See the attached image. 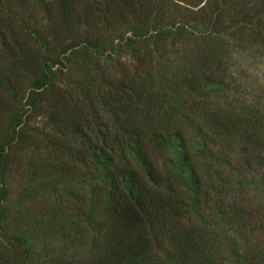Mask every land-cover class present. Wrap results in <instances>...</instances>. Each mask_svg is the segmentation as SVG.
Here are the masks:
<instances>
[{
	"label": "trees",
	"instance_id": "obj_1",
	"mask_svg": "<svg viewBox=\"0 0 264 264\" xmlns=\"http://www.w3.org/2000/svg\"><path fill=\"white\" fill-rule=\"evenodd\" d=\"M247 46L264 50V0H0V92L18 100L32 71L0 134V224L15 153L48 100L50 131L25 139L37 162L26 158L23 195L61 183L77 203L13 237L25 258L43 227L71 239L70 253L86 239L82 264H264V108L227 66ZM88 65L98 98L57 91V77Z\"/></svg>",
	"mask_w": 264,
	"mask_h": 264
},
{
	"label": "rangeland",
	"instance_id": "obj_2",
	"mask_svg": "<svg viewBox=\"0 0 264 264\" xmlns=\"http://www.w3.org/2000/svg\"><path fill=\"white\" fill-rule=\"evenodd\" d=\"M251 45V44H250ZM249 45V46H250ZM247 46L244 51L240 50V48H237L234 57L232 59H229L227 62V66L229 67V70H233L235 73H241L240 76H242L241 80L243 81L244 85V91L248 93L250 96H258L259 100H261L257 107L259 108L260 112L263 111L264 106V50H251L249 51ZM126 57L122 58V61ZM130 61V66L127 67V69L131 72L133 70L134 61ZM6 66V65H5ZM93 67L94 65H88L85 67H74L72 68V74L68 76H60L56 79V89L58 90H67L71 89L73 85H85V89H90V91H93L92 94L97 93V91H100V87H87L90 84L88 82H95L94 80V73H93ZM109 68H111L114 77H119V69L120 66L117 65V67L112 64L109 65ZM146 68V67H145ZM144 68V69H145ZM157 68V67H156ZM56 66L52 68V70H56ZM140 69H143L142 67ZM143 69V70H144ZM109 70V69H108ZM243 70V71H242ZM57 71V70H56ZM32 71H26L27 78H23V82L21 83V87L16 94L18 98L14 99L13 96L7 92L3 91L0 92V134L3 133L4 129L6 128V125L8 123V120L10 116L14 113L15 110L18 108L19 101L22 99V102H24V97L28 93V86L30 85L29 78L31 77ZM64 73H67V70H63ZM145 72V71H143ZM25 76V77H26ZM66 77V78H65ZM86 77V78H85ZM96 78V77H95ZM22 79V78H17ZM97 80V79H96ZM75 82H79L80 84H76ZM98 82V81H97ZM89 84V85H88ZM73 89V88H72ZM71 89V91H72ZM102 90V88H101ZM70 91V92H71ZM106 91V90H105ZM103 91L102 93H105ZM59 92V91H58ZM77 93V92H76ZM78 95V94H77ZM96 98L98 96L94 94ZM76 97V96H75ZM74 97V98H75ZM73 98V97H72ZM256 98V97H255ZM79 100L80 99H76ZM216 101V99H214ZM214 100H211L212 102ZM217 103V102H216ZM55 107V102L53 100H48L47 102H44L42 107L37 111L34 118L31 119L29 125H28V132L25 139L28 140V143L35 144V138L38 135V132H49L51 127H49L48 117L50 115V112ZM264 113V112H263ZM101 115V114H100ZM183 130L185 132L186 137L190 138L191 133L190 129L184 128ZM38 131V132H37ZM2 135V134H1ZM0 135V136H1ZM31 136V137H30ZM24 139L25 142H23V148L22 150H17L15 153L14 159H13V165L12 170L10 171V174L7 177L6 182V191L8 193V200H7V224L4 227V224H0V264H29L30 262L32 264H56V258L62 255L64 256V261L68 262L69 264H82L81 262L83 259L85 260L88 257L87 250H85L86 247H84L85 240L83 242L81 241V246L78 244V247L73 249L74 253H70V246H71V239H61L59 235H52L51 237H45L43 235L42 230L44 228H40L39 236L36 234H31L30 242L27 243L26 248H28L31 252L32 249V261L25 258V253L23 251H20L21 248H19L16 245V241L13 239L14 236L24 233L23 230H25L28 227H31L35 224L36 221H38L39 218L42 217V215L46 214V212L50 209L52 205H55V203H65L64 206L65 209L73 208L77 203L69 200L66 201L61 193L59 191H62L61 183L57 184L56 190L57 193L52 191V188L47 186L43 189V192L40 191L37 186V180L40 182V178L37 176L36 180L34 182L35 188L37 186V190L39 191H32L30 195L33 194L32 197H27L25 199L23 193L27 186L30 185L32 181H29L27 175V166L28 163L26 162V158L30 157L31 162L36 159L35 150L34 147L31 145L29 146L28 153L26 152V143L27 141ZM218 139V138H217ZM213 146V145H212ZM214 147V146H213ZM217 147V145H216ZM214 147V149L217 150V148ZM29 155V156H28ZM42 157L43 155L41 153H38V157ZM35 162H37L35 160ZM39 163V162H38ZM43 164V163H41ZM46 164V163H45ZM74 166V163H72ZM83 163L80 162L78 165H75L76 169L83 170ZM221 169L226 170L227 168L225 166L221 167ZM84 171V170H83ZM230 175V173L226 176H222L223 180L225 181L226 178ZM232 179V176L229 177L230 182ZM40 180V181H39ZM218 184V183H217ZM223 183H221L222 185ZM230 184V183H229ZM229 184L226 185V190L229 189ZM33 187V186H32ZM31 187V188H32ZM70 189L65 190L63 192H68ZM83 190H78L80 196L83 195ZM61 194V195H60ZM225 195V194H224ZM230 193H226L225 196H227V199L232 200V196H230ZM250 197L252 195H249ZM63 202L61 203V201ZM9 225L8 231L5 228ZM73 236H70L71 238ZM78 249V250H77ZM62 250V252H60ZM77 250V251H75ZM65 252V254H63ZM69 252V254H68Z\"/></svg>",
	"mask_w": 264,
	"mask_h": 264
}]
</instances>
